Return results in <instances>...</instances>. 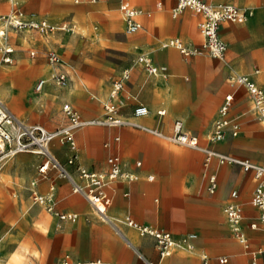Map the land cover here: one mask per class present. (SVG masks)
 Here are the masks:
<instances>
[{"label": "crops", "instance_id": "crops-1", "mask_svg": "<svg viewBox=\"0 0 264 264\" xmlns=\"http://www.w3.org/2000/svg\"><path fill=\"white\" fill-rule=\"evenodd\" d=\"M203 1L232 4L248 11L244 23L225 21L220 24V37L228 46L225 58L204 54L185 56L176 48L164 47V42L180 38L187 46L200 48L203 42L199 28L203 20L201 14L186 8L174 15L177 0H132L133 6L142 12L138 18L141 29L129 33L123 20L118 19L115 27L118 32L111 39L108 33L112 28L102 25L99 34H104V40L83 43L82 64L88 66L83 73L116 80L123 69H131L130 79L119 98V116L166 134L172 132L175 121L182 120L185 129L198 136L201 146L264 166V125L257 117L246 88L230 80L233 74L245 75L264 88V0ZM10 7L9 0L0 3V9ZM98 9L107 17L117 15L118 0H107ZM23 11L27 16L40 15V10L30 1L24 3ZM0 13L4 12L0 10ZM13 42L19 47L23 60H27L25 53L29 47H36L43 55L52 45L50 41H34L25 35L13 36ZM65 44L75 47L72 42ZM32 52L36 55L35 50ZM87 52L99 55L94 57ZM142 55L150 57L162 72L157 76L149 74L138 61ZM12 56L15 60V53ZM43 61L40 56L29 69L19 70L17 78L11 76L7 68H2L0 96L3 95L2 99L15 115L21 112L32 121L30 124L55 131L68 122L63 111L67 101H80L81 111L71 102L67 103L84 119L104 109L110 99V94L107 97L110 80L97 83L98 95H73L50 80L55 72L70 75L72 66L68 64L69 68L60 70L62 65L51 66ZM26 71L32 74H23ZM46 76L48 81L43 78ZM40 80L47 83L38 91ZM227 95L234 98L229 114L239 123L241 131L238 136L228 132L224 140L213 141L210 136ZM138 105L148 107L150 112L146 117H134ZM162 110L166 112L164 115L159 114ZM75 140L77 150L54 141L51 152L65 164L74 153L78 155V163L68 165L76 178L79 177L78 166L92 172L108 171L107 161L112 154L121 156L123 171L136 177L134 180L119 178L108 189L113 199L109 208L111 216L129 215L142 225L169 231L175 238L198 234L196 251L176 249L161 261L162 264H252L226 220L224 209L233 201L243 207L244 220L250 222V229L243 223L246 235L264 245V230L251 228L259 216L251 204L256 188L252 172H245L236 164H220L217 159L208 163L201 150L171 148L159 137L128 126H87L76 132ZM43 162L42 156L31 152L0 162V211L5 204H10L7 210L21 214L19 222L31 223L34 230V236H0V264H56L67 254L75 262L102 260L105 264H142L136 249L152 261L160 262L153 238L141 236L126 225H119V232L101 221L88 200L75 193L70 182L56 170L49 168L46 173L40 172ZM211 175L217 176L218 188L214 193L209 191ZM34 191L52 195L56 209L78 213V221L61 222L44 206L34 204ZM233 191L239 194L236 200L231 197ZM26 206L28 211H25ZM0 223L8 225L11 220L2 216ZM259 247L262 246L253 248ZM202 254L209 256L208 262L203 260ZM220 256L228 258V262L220 263ZM16 257L20 263L15 262ZM260 263L264 264V255Z\"/></svg>", "mask_w": 264, "mask_h": 264}, {"label": "built area", "instance_id": "built-area-1", "mask_svg": "<svg viewBox=\"0 0 264 264\" xmlns=\"http://www.w3.org/2000/svg\"><path fill=\"white\" fill-rule=\"evenodd\" d=\"M99 1V0H94ZM178 5L175 8L174 15L186 8H190L201 14L203 20L200 22V33L203 37L202 46L190 47L187 46L180 38H172L165 42L164 47H173L180 50L185 56H195L207 54L212 58L223 59L228 50L227 44L221 39L219 27L222 22L229 21L233 23H244L248 19V11L244 8L237 7L232 4H209L203 0H177ZM120 10L127 23L128 32L134 33L141 29L142 24L138 21L142 12L136 9L132 0H121ZM23 14L16 9L13 13H0V22L7 27L14 29L32 28L40 32H48L55 27L48 24L46 21L29 20L25 21L22 18ZM66 25L59 27L65 30ZM14 48L6 46L3 48L2 61L6 64H11L14 61L12 54ZM35 56V52L31 53ZM138 61L144 65L145 69L151 75H159L162 70L158 68L153 60L145 55L138 58ZM49 63L55 66L64 64V61L56 52H50ZM131 76V69H123L119 77L115 80L113 89L110 92V99L104 104L105 117L99 119L85 120L80 112L71 104L66 103L63 111L68 118V122L55 131H49L41 125L30 124L15 115L9 106L0 96V162L14 158L20 153L31 152L44 158L43 165L40 167V172L46 173L49 168L58 172V174L68 180L75 193L84 196L94 212L105 222L111 224L119 232V225H126L139 232L141 236L153 238L160 252V262H154L147 258L142 252L136 249L137 255L143 264H162L161 261L169 256L176 249L194 252L197 249L196 241L198 234L188 233L181 238H175L173 234L164 229L155 228L147 225H142L136 222L131 216L113 217L109 214V208L113 204V199L110 196L108 189L119 178H127L134 180L136 177L130 173H126L122 168V158L117 154H112L108 158V171L92 172L88 169L78 166L79 177L76 178L68 169V165H76L78 163V155L74 153L67 161V164L61 162L52 152L51 144L54 141H59L61 144H69L75 151L77 143L75 140L76 132L90 125H99L106 127L128 126L134 129L155 135L161 139L168 140L175 144L186 146L192 149L203 151L207 156V162L210 163L213 159H217L220 164H236L242 167L245 172H252L256 180V188L251 200L252 206L258 210V221L264 223V166L255 164L250 160L239 159L230 155L208 149L200 145L198 136L192 134L185 129L181 121H176L173 126V134L167 135L157 128H151L136 120L127 117L119 116L120 104L119 98L127 82ZM55 78L59 83H65L68 78L67 72H59ZM230 80L240 86L246 88L252 97L254 107L257 111L259 121L264 125V88L258 86L252 79L245 75L233 74ZM46 80H40L36 89L42 90ZM233 96L227 95L223 104L219 108V118L214 124L212 133L213 141H222L230 132L232 136H238L240 133V125L233 121L229 113L233 103ZM149 109L145 105H138L134 109V117L142 118L149 114ZM160 115H164V111H159ZM138 165L141 163L138 162ZM153 180V177H149ZM209 191L214 193L218 188L217 176L211 175L209 178ZM233 200L239 197L237 191L231 194ZM34 204L46 207V209L59 218L61 222H77L80 215L72 212H60L56 209V204L53 196L41 195L34 191L32 194ZM225 216L235 238L243 244L246 252L249 254L252 264H261L260 258L264 255V247L253 248L243 228L244 212L243 207L233 201L226 205ZM258 221L251 224L252 229H258ZM205 262H208L209 256L202 254ZM220 263H227L228 258L218 257ZM56 264H105L102 260L89 262H75L71 255L67 254Z\"/></svg>", "mask_w": 264, "mask_h": 264}, {"label": "rangeland", "instance_id": "rangeland-1", "mask_svg": "<svg viewBox=\"0 0 264 264\" xmlns=\"http://www.w3.org/2000/svg\"><path fill=\"white\" fill-rule=\"evenodd\" d=\"M28 1L32 2V4L36 7L38 11L40 10L39 16L25 15L23 11V5L25 2H28ZM106 1L107 0H99V1H94V0H9V4L11 7L8 10L0 9L4 12L3 14H10V13H13L16 9H18L19 12L23 14L22 18L25 21H29L32 19L38 22L46 21L51 26L53 27L56 26V27L52 30H49L48 32H40L37 29H32L28 27L17 30L11 27H7L4 23L0 22V30H5L6 32V35L4 37H0V81L4 76L2 72L3 67L7 68L10 71L11 76H13L14 78H17L19 70H22V69L24 70L25 68L29 69L31 67V63L38 60L40 56L43 57L44 59L43 62L50 64L49 63V54H50L49 52L53 50L59 54V56L62 58L63 61H65L64 64L61 66L60 70H64V68L65 69L69 68V65H71L73 68V70H71V74L68 75L67 81L65 83L58 82V80L55 78L58 72H55L52 78L50 79L53 83H55L58 86L67 88L68 91L73 95H77L79 93H87L90 97H92V95L93 96L98 95L97 93L98 90L96 87L98 82L101 83V82H104L103 80H105L109 83V80H110V83H109L110 87L107 93L108 94L107 97H109V94L113 89L115 79H108L104 77L98 78L97 75H94V76L86 75L83 73V71L88 66L86 64H82L83 43L87 40L92 42V41H98V40L105 39L104 34H99V31L102 25H108V27L112 28L108 33L111 39L114 38L113 37L114 33L118 32V29L115 28L116 20L118 19L123 20L125 24V29L128 32L127 23L120 10L121 0H118L117 15H110L108 17L105 16L104 11L98 9L99 6L105 4ZM1 2L2 0H0V3ZM67 22L68 24H66ZM63 25H66L67 28L65 30L59 29V27ZM17 35H25L26 37L34 41L37 39H44L46 41L52 42V45L43 55H41V51L38 50L36 47H29L25 53L27 60H23L21 59L19 55V52H20L19 47L13 42V36H17ZM66 41L72 42L75 47L66 45L65 44ZM6 46H13L15 49V52H14L15 60L11 64H6L1 60L3 48ZM32 50L36 51L35 57H31L30 52ZM87 53L88 55L94 56V57H97L99 55L97 52L96 54H93L92 52H87ZM203 54L207 55L205 53ZM50 65L55 66L52 64ZM28 72L29 71H26L23 74H26ZM31 74L32 72L28 73V75H31ZM43 78H47V81H48L47 76ZM107 97L103 99L104 102H106V100L108 99ZM67 102H71L81 111L80 101H67ZM16 114L19 117H21L23 120L27 121V123H32V121H29L27 117L23 115V113L17 112ZM104 117H105V110L102 109L96 115L86 117L87 119L85 120L99 119V118H104ZM177 121H181L183 123L182 120H177ZM90 126H99V125H90ZM240 131H241V128H240ZM169 132L170 133H168L167 135H172L173 128H172V132L171 131ZM147 134H150V133H147ZM150 135L153 136L154 138H158L155 135H152V134ZM210 139H212V135L210 136ZM161 140H163L171 148H189L186 146L175 144L168 140H164V139H161ZM251 179L252 178H250V180ZM254 188H255V184H254ZM251 196H252V193L250 194V199H251ZM9 205L10 204L8 203L5 204L4 210L2 209L0 211V221H1L2 216H6L7 218H10L11 220V223L8 225H3L2 223H0V231H1L0 236H34L33 225L31 223L23 224L22 222H19L20 217L22 215L14 211L7 210V207ZM245 207L247 208L246 205ZM44 208L46 209V207ZM25 211H28V206H26ZM96 217L99 218L101 221H103L97 214H96ZM243 223L246 228L250 229L248 227L250 223L249 221L245 219L243 220ZM259 228L264 230V223L258 221V229ZM248 238L251 243V246L264 247V245H262L263 243L261 241H257L254 237L249 236ZM243 248L245 247L243 246ZM26 249L28 248L26 247ZM244 251H246V249ZM15 262L20 263L21 260L18 257H16Z\"/></svg>", "mask_w": 264, "mask_h": 264}, {"label": "bare ground", "instance_id": "bare-ground-1", "mask_svg": "<svg viewBox=\"0 0 264 264\" xmlns=\"http://www.w3.org/2000/svg\"><path fill=\"white\" fill-rule=\"evenodd\" d=\"M6 35V32H5V30H0V37H4ZM0 94H2L1 92H0ZM1 96H3V95H1ZM8 103V102H7ZM20 103H22V102H20ZM10 106V105H9ZM11 107V106H10ZM162 111H164L165 112V110H162ZM166 113V112H165Z\"/></svg>", "mask_w": 264, "mask_h": 264}]
</instances>
